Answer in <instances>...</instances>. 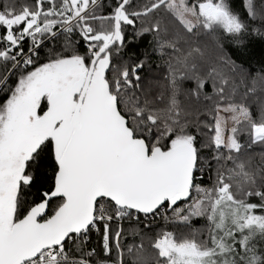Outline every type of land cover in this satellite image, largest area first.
<instances>
[{"label":"snow or ice","instance_id":"6c2138e0","mask_svg":"<svg viewBox=\"0 0 264 264\" xmlns=\"http://www.w3.org/2000/svg\"><path fill=\"white\" fill-rule=\"evenodd\" d=\"M255 42L264 0H0V264H264Z\"/></svg>","mask_w":264,"mask_h":264},{"label":"trees","instance_id":"16d2710c","mask_svg":"<svg viewBox=\"0 0 264 264\" xmlns=\"http://www.w3.org/2000/svg\"><path fill=\"white\" fill-rule=\"evenodd\" d=\"M147 47L148 44L146 40L140 41L129 45L128 52H134L139 55ZM262 51H264V45H261L259 42H255L253 45H250L248 49L243 50L244 55L241 57V60L246 63H250L254 67H259ZM92 246H98V241L95 236L92 238Z\"/></svg>","mask_w":264,"mask_h":264}]
</instances>
